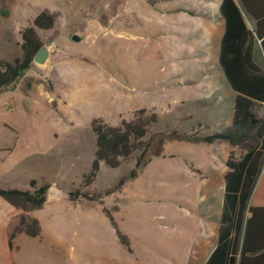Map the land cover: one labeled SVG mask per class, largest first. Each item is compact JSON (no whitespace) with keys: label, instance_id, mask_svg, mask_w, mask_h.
<instances>
[{"label":"rangeland","instance_id":"1","mask_svg":"<svg viewBox=\"0 0 264 264\" xmlns=\"http://www.w3.org/2000/svg\"><path fill=\"white\" fill-rule=\"evenodd\" d=\"M43 10L55 17L37 32L48 62L0 91V125L20 133L0 129V144L13 146L0 153V176L13 188L36 179L67 196L91 171L94 119L117 126L139 110L155 114L143 139H152L147 165L136 167L137 154L117 168L102 163L84 187L100 201L53 200L72 221L56 229L69 244L61 264H201L217 242L232 150L205 141L232 124L235 103L219 68V0H0V61L22 56L21 32ZM42 214L50 222L53 210ZM56 260L45 251L40 264Z\"/></svg>","mask_w":264,"mask_h":264},{"label":"trees","instance_id":"2","mask_svg":"<svg viewBox=\"0 0 264 264\" xmlns=\"http://www.w3.org/2000/svg\"><path fill=\"white\" fill-rule=\"evenodd\" d=\"M219 12L224 21L219 68L237 96L232 126L223 133L206 137L205 141L214 143L225 140L232 147L242 149L245 154L241 160L236 161L231 153L227 160L229 171L225 176L221 237L206 264H264V172L261 175L260 166V157L264 149V119L255 113L257 102L264 104V69L254 61L257 40L261 41L264 52V0H221ZM244 14L253 21L252 29L247 25ZM54 25L53 14L49 10H43L35 17L33 26L21 32L22 56L12 62L0 61V91L16 83L35 65L34 56L43 45L37 32L50 30ZM145 112L139 110L135 112L133 119H123L117 126H112L100 118L93 120L96 151L91 171L84 176V183L79 189L67 193L68 201L76 204L82 200L94 202L102 199V194L84 191V187L90 185L96 178L102 163L117 168L123 160L135 154L137 168L150 162L147 153L152 139L150 141L143 139L148 133V126L155 123L157 117L151 114L145 118L143 117ZM136 174V171H133L131 178ZM29 184L30 187L24 190L0 188V197L20 211L8 226L10 248L20 234L29 237L41 235L40 223L31 217L30 213L42 209L47 203L50 183L39 186L37 180L32 179ZM247 206L251 217L247 220L240 249L241 218ZM103 211L114 225L109 211L106 208ZM236 216L238 217L235 219ZM234 227L236 236L231 239L230 232ZM117 234L126 244L127 238L118 230Z\"/></svg>","mask_w":264,"mask_h":264},{"label":"crops","instance_id":"3","mask_svg":"<svg viewBox=\"0 0 264 264\" xmlns=\"http://www.w3.org/2000/svg\"><path fill=\"white\" fill-rule=\"evenodd\" d=\"M220 2H221V0H219V6H220ZM244 17H245V20L247 22V25H249V28L252 29L254 26L253 21L246 14H244ZM223 31H224V21H223ZM222 35H223V32H222ZM221 38H222V36H221ZM220 43H221V39H220ZM219 51H220V45H219ZM254 61L262 69H264V52H263L260 40H257V43L255 45ZM236 96H237V93L235 92V98H236ZM235 98H234V102H235ZM255 106H256L255 107L256 115L259 118L264 119V104L257 102V104ZM258 108H259V112H257ZM231 120L233 121V113H232ZM231 126H232V124L230 126H228L226 129H228ZM1 128L4 130L10 129L13 133H15L18 136L20 134L19 132L13 130L11 128V126L9 127V125H7L4 122L2 123V125H0V129ZM53 128H55V127H53ZM65 128H66V131H61L59 129L57 132L51 131L50 133L55 138H57L58 133H61V132L62 133H68L70 131L68 126ZM219 141H221V140H219ZM223 141H225V140H223ZM216 142H218V141H216ZM225 142H227V141H225ZM230 147L232 148V150L230 151V153L228 155V160H229V156L231 155V153L233 154V157H234V159H236V161L241 160L245 154L243 152V150L238 148V147H232L231 145H230ZM234 149L235 150L238 149V151H235ZM12 151H13V146L11 144H9V143L0 144V153L2 155L9 154ZM260 158H261L260 159L261 160L260 166H261V171H262L261 175H262L264 172V149L262 150V155ZM226 166H227V162H226ZM228 171H229V168L227 167V170L224 173L223 178H225ZM261 175H260V177H261ZM225 179H224V184H225ZM259 180H260V178H259ZM259 180H258V183H259ZM225 185H224V194H223L224 198H225ZM11 187H12V185L10 184V181L5 177L0 176V188L1 189H8ZM66 195H67V192H66ZM66 197L67 196H65L64 198H66ZM224 198L222 199V201L219 205V207H220V213L219 214H220L221 218L223 217L222 213H223V206H224ZM46 202L47 203L44 204L42 209L36 210V211H33L30 213L31 217H33L39 221L40 226H41V235L39 237H29L25 234H20L13 241V247L10 248L9 247V237H8V234H9L8 226H9L11 220L13 219V217L18 215L20 213V211L17 210L10 203H8L7 201H5L3 198L0 197V264H40V261L44 258L45 251H48V253L50 255L52 253V255L55 256V259H57L56 260L57 264H61L62 256L67 255V253H68L67 249H68L69 244L67 242L68 241L67 240V234H65L61 231L56 232V229L63 228L64 232H65L72 225V221L70 219H67L68 217L67 218H64V217L60 218L57 215V212L54 210L55 205H53L54 204L53 202H55V201H53V200L49 201L47 199ZM249 204H250V202H249ZM248 206L244 209V211L242 213V218H241V226H240V235L241 236H239L240 249H241L242 241L244 238L247 220L251 217V213L249 212ZM46 208L53 210V214L49 216L50 222H45L44 218H46V216L42 214V211ZM236 212H238V211L236 210ZM54 214H55V216H54ZM237 217L238 216H236L235 219ZM221 218H215L213 221V222H216V225H218L217 242L214 245L211 252L202 261L201 264L207 263L210 256L212 255L213 251L216 249V247L218 245L219 237H221L220 236V232H221V228H222ZM52 230H54V231H52ZM230 235H231L230 236L231 239L235 238V236H236V228L235 227L231 229ZM237 257H239V255ZM69 262H70V264H72L71 263L72 258H69Z\"/></svg>","mask_w":264,"mask_h":264},{"label":"water","instance_id":"4","mask_svg":"<svg viewBox=\"0 0 264 264\" xmlns=\"http://www.w3.org/2000/svg\"><path fill=\"white\" fill-rule=\"evenodd\" d=\"M74 39L78 40L76 36L74 37ZM50 55H51V50L49 46L42 45L39 51L34 56V64L40 65V66L45 65L48 62ZM60 196L62 197L65 196L62 190L54 186H49L48 193H47V199L49 201L56 200Z\"/></svg>","mask_w":264,"mask_h":264}]
</instances>
